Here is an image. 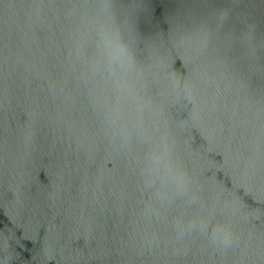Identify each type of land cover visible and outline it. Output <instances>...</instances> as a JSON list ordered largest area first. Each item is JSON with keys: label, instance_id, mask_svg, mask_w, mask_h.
<instances>
[{"label": "water", "instance_id": "95a60500", "mask_svg": "<svg viewBox=\"0 0 264 264\" xmlns=\"http://www.w3.org/2000/svg\"><path fill=\"white\" fill-rule=\"evenodd\" d=\"M0 264H264V0H0Z\"/></svg>", "mask_w": 264, "mask_h": 264}, {"label": "clouds", "instance_id": "9594fccd", "mask_svg": "<svg viewBox=\"0 0 264 264\" xmlns=\"http://www.w3.org/2000/svg\"><path fill=\"white\" fill-rule=\"evenodd\" d=\"M107 45L114 59H119L124 54V49L121 47L118 34H110L107 37ZM113 48L116 49L115 52L112 51ZM219 235L224 240H227L230 238V232L226 233V232H223V230L220 231Z\"/></svg>", "mask_w": 264, "mask_h": 264}]
</instances>
